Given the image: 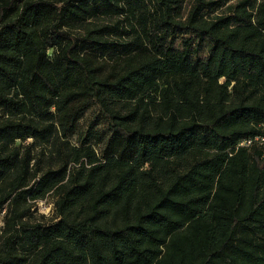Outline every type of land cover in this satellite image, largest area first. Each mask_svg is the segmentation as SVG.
I'll list each match as a JSON object with an SVG mask.
<instances>
[{"label":"trees","instance_id":"obj_1","mask_svg":"<svg viewBox=\"0 0 264 264\" xmlns=\"http://www.w3.org/2000/svg\"><path fill=\"white\" fill-rule=\"evenodd\" d=\"M184 1L0 0V264H264V0Z\"/></svg>","mask_w":264,"mask_h":264},{"label":"rangeland","instance_id":"obj_2","mask_svg":"<svg viewBox=\"0 0 264 264\" xmlns=\"http://www.w3.org/2000/svg\"><path fill=\"white\" fill-rule=\"evenodd\" d=\"M211 1L210 6L205 10V19H214L216 16H227L230 18L231 23L234 26L240 27L241 34L240 40L246 43H255L258 41V36L254 33L252 25L254 23L255 7L253 0H209ZM194 0H185L183 6V14L187 15ZM95 107L91 105L84 114L80 117L76 127V133L72 137V143L76 145L80 135L84 133L85 129L88 127L91 117L94 115ZM105 126V120L100 119L96 125L97 129H103ZM105 135L99 136L95 135L91 138L90 143L93 145L94 149L99 153L104 144ZM31 139L22 141L26 144ZM38 147L37 149H40ZM39 155V154H38ZM47 155H45L44 160L40 163L42 165L47 164ZM33 182V181H32ZM57 195L54 191H50L43 199L32 200L27 199L23 201L20 205V210L30 207L29 214L25 217L30 221H51L55 217V202Z\"/></svg>","mask_w":264,"mask_h":264},{"label":"built area","instance_id":"obj_3","mask_svg":"<svg viewBox=\"0 0 264 264\" xmlns=\"http://www.w3.org/2000/svg\"><path fill=\"white\" fill-rule=\"evenodd\" d=\"M264 143V133L257 134L255 136H250L244 138L238 142L237 148L239 147H251L255 144H263Z\"/></svg>","mask_w":264,"mask_h":264}]
</instances>
